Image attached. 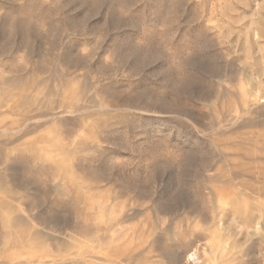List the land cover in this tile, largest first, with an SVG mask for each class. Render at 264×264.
I'll use <instances>...</instances> for the list:
<instances>
[{
    "label": "rangeland",
    "instance_id": "obj_1",
    "mask_svg": "<svg viewBox=\"0 0 264 264\" xmlns=\"http://www.w3.org/2000/svg\"><path fill=\"white\" fill-rule=\"evenodd\" d=\"M249 150L264 0H0V264H264Z\"/></svg>",
    "mask_w": 264,
    "mask_h": 264
},
{
    "label": "bare ground",
    "instance_id": "obj_2",
    "mask_svg": "<svg viewBox=\"0 0 264 264\" xmlns=\"http://www.w3.org/2000/svg\"><path fill=\"white\" fill-rule=\"evenodd\" d=\"M239 134V133H238ZM241 144V143H240ZM247 155H252V156H259V155H262L264 153L263 150H249V151H246L245 152ZM245 154V155H246Z\"/></svg>",
    "mask_w": 264,
    "mask_h": 264
}]
</instances>
